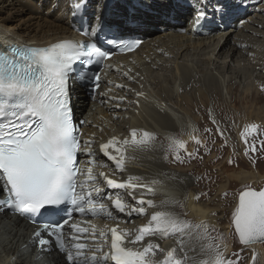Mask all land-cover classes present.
<instances>
[{"label":"snow or ice","instance_id":"1","mask_svg":"<svg viewBox=\"0 0 264 264\" xmlns=\"http://www.w3.org/2000/svg\"><path fill=\"white\" fill-rule=\"evenodd\" d=\"M87 4L88 0H72L74 21L76 17L83 18ZM182 6L191 8L190 22L196 31L205 26L226 28L236 13L248 5L246 0H195V5L177 0V8ZM108 9V0H98L95 15L86 21L87 27L81 32L87 37L86 41L63 40L47 47L8 45L0 48V214L16 215L36 224L33 241L40 250H57L68 264H188V260L194 258L184 252L185 236L198 240L223 239L222 234L211 236L215 229L207 221L193 224L175 213L158 210L153 211L149 221L139 226L135 233L106 225V230H99L97 234L93 225L89 234V228L70 223L75 213L115 220L119 217L111 208L132 217L145 215L146 207H158L148 198L155 194L158 180L133 175L117 180L103 171L95 173L93 165H106L97 164L94 141L81 143L73 122V85H79L93 98L104 96L96 92L101 76L94 67L102 66L112 54L105 46L120 52L132 51L142 43L140 36L135 34L137 30L162 23L137 18L135 12L121 20H113L109 18ZM136 95L139 97L143 93ZM100 102L108 101L102 99ZM212 122L216 123L214 119ZM257 127L249 124L241 133L246 145L245 155L257 151L254 144H248V136L256 132ZM216 131L223 136L219 126ZM189 136L197 146L201 145L198 136L191 133ZM154 141L155 134L132 129L130 139L120 140L113 136L99 145V151L114 164L112 175L115 176L126 171L129 148H147ZM260 144L264 148V141ZM78 152L89 157L86 170L78 166ZM185 156L195 158L196 153L187 151L185 141L169 137L165 160L185 163ZM106 188L131 190L133 196L139 191L140 197L134 196L135 204H129L119 192H106ZM235 196L231 225L239 243L244 246L264 243V187L257 190L251 185H242ZM194 198L199 199L198 196ZM105 200L111 201V208ZM170 203L177 202L165 200L160 207ZM65 226L80 234L71 236L74 243H66ZM148 237H175L176 246L165 251L152 240L139 244ZM89 238L94 242L101 239L110 243L109 251H103L100 246L89 247ZM129 244L136 247H129ZM157 250L164 253L160 261L154 260ZM89 252L92 254L88 255ZM179 252H183V256ZM201 253L205 258L199 264H238L239 261L235 253L236 259L226 258L218 244H201ZM255 259L253 253L252 264Z\"/></svg>","mask_w":264,"mask_h":264},{"label":"bare ground","instance_id":"2","mask_svg":"<svg viewBox=\"0 0 264 264\" xmlns=\"http://www.w3.org/2000/svg\"><path fill=\"white\" fill-rule=\"evenodd\" d=\"M69 1L70 2L67 4L69 9L65 12V10L53 11L50 7H47L46 11H43L42 9H44L46 3L44 0H0V3H5L1 6L7 8L13 7L12 5L14 3L22 4L23 8L20 10L25 13L26 17L23 19H17L18 22L14 24H12V21H14L12 14H7L5 17L1 18L0 21H2L4 25L2 28L0 27V46H7L10 39L16 43L22 40V43L30 41L35 45H44L56 40L75 37L77 31L73 26L72 15L70 13L72 0ZM90 1L97 8L98 0ZM247 1L248 0H246V2ZM190 2L191 0H181V3L185 5ZM259 2H261L259 5L252 4L253 8L248 5L250 8L247 6L240 9L229 22L232 27L227 26L226 28L228 29L224 26L215 28L205 26L200 28V30L193 31L191 22L182 24L184 18L191 14V8L184 6L177 8L176 0H164L163 2H161V0H108L110 8H116L122 13L129 14L130 12H135L136 16H139L144 20L153 22L162 21V23H158L156 26L163 27L166 33L154 36V33L158 31L156 30L157 28H153L154 26L138 30L148 37V41L141 45L140 49L134 54L126 55L124 57L118 56L115 59V67L124 64V62L127 63L123 66L122 70L114 69L108 75H103L101 77V84L96 92H102L104 93V96L101 97L97 95L90 100L88 97H85L84 94H76L80 89L79 87H73L72 93L75 95L76 111L79 112L80 116L84 119V124L86 125L85 130L88 134L87 137L94 141L93 151L95 152L97 164L103 163L106 165L105 167L93 165L92 167L94 171L97 174L99 173L98 171H103L107 173L110 178L117 180H125L129 175H133L142 177L146 180L155 179L160 182L155 186V194L148 197L158 206L157 208L146 207V210L150 211L151 214L153 211L167 210L175 213L183 220L191 221L193 224L207 221L212 228H220L219 220H222V216H217L216 213L222 210L223 205L226 204L227 200L223 195L231 185L241 186L252 184L254 186H259L264 182V172L260 173V171L254 168H237L228 172V170L223 171L225 165L222 163H216L212 167H208V162L212 163L218 159L224 147V142H218L215 143L214 146L209 145L206 147L207 141H204V136L200 134V126L197 124L198 120L194 118L195 116H193V118L190 116L192 114L191 111L193 110L194 112V109H198L200 113L205 114L204 112L207 109L208 104L213 105L215 111L224 109L226 113L228 112L227 107L229 109L232 107L237 113L243 111L242 115H238L233 111L230 112L235 119L234 125L230 124L228 119H223V121H221L223 123L222 125V123L218 121L214 111L211 109L207 110V115L209 117L212 115L216 121L219 122L218 125L216 123L214 124L224 131L223 140L235 141L238 148L242 151L244 145L241 141L244 140L241 138V133L247 125L255 124L258 126L257 131L252 134L258 135L250 138L248 137V141H264V75L258 72L256 76L259 80L254 84L253 81H250L251 76H253V73L258 69H263L264 72V68L260 67V61H264V52L260 54L259 52L262 50L258 49L259 52L257 51V53L254 54L255 58L253 60L249 59V62L247 63L248 66H246L245 61L247 59H244L246 58V55H250L254 50H257V47H254V44L257 42L255 35L261 37V35L264 34V0H259ZM63 9H65V7H63L62 10ZM244 13L247 15L244 16ZM239 16H242V19L234 21L235 18ZM253 17H257L260 20L258 22L254 21L252 20ZM171 19H175L177 22L173 23L171 22ZM191 19L192 16L190 21ZM248 20L260 25L262 29L256 30L249 28L247 23ZM233 28H235V30H233ZM244 30L252 32L251 35L245 33ZM236 31L238 32L236 33ZM224 34H227V37L224 40H221ZM232 35H235L234 37H237V40L233 41V44L226 48L227 51H221L230 43L228 37H232ZM210 39L215 41L211 44L206 43ZM199 47H205V52L197 62L200 61L203 65L210 62L215 64V66L220 68L216 70L219 73L221 72L222 76L215 73L214 75L206 73L207 66L199 69L195 67L197 70L194 71L193 66H190L185 62L187 59H184L183 57L188 54L187 49H190L191 52ZM248 47L251 48V50H249ZM216 49H218L217 52H215ZM222 54H224V58L226 59L229 57V60L224 61V64L218 65L215 61H218V57H221ZM139 55L142 56L139 57ZM168 55H172L171 60V57ZM206 55L208 56L206 57ZM142 58L144 61L140 62ZM134 59L136 60L135 62ZM242 60L245 62L242 63ZM168 62L169 65L166 71H168V68L171 65L172 68L171 74H168L166 78L165 71H163L165 75L161 73L162 78L158 76L159 74L156 76V70L153 72L155 73V76L151 75L152 73L147 74L157 65H161L159 69H163L162 66H167ZM232 62L237 63L234 68L230 66ZM143 65H145L146 68H143ZM230 70L231 75L228 76L229 81L232 79V74L234 73L236 75L235 78H239L240 83L246 79H249L250 82L246 80L247 82L244 83L245 85L240 84L242 86L240 93L242 94H239V96H235L234 98L233 90L236 88L235 85L232 86L231 83L232 88L229 86L230 104H226L222 98L221 85L218 79L225 76ZM125 73H128V76H125ZM128 77H131V79ZM167 78H169L167 82L169 85L161 87L162 81ZM177 78L180 82L179 91H183L181 94L179 91L177 92V89L173 86L175 79ZM137 80L144 85L141 86ZM147 80H150L152 84L154 83L156 86L160 87L154 92L145 91L142 95L144 98L141 96L138 97L136 94L142 93V91L139 92V90H142L143 87L146 88L145 81ZM109 81L112 83H109ZM116 85H123L124 87L118 88ZM252 85L255 88V92H253V90L249 92ZM133 89L136 91V94ZM189 89L192 90L198 100V105L195 108L193 106L194 109L191 107L193 99ZM174 96L179 99H177L179 101V103H177L178 106L181 107V104H183L184 107H181L182 110L180 107L177 105L175 106L170 102V99L172 97L174 98ZM120 97H124V99L119 100ZM154 98L157 99L158 102H154ZM163 98L169 99V101L167 99V101H165L168 105L167 109L163 107ZM102 99L108 102L101 103L100 101ZM171 101H173V99H171ZM236 101L240 103L245 101L247 103L246 105L244 104L245 106L241 109H238L235 107ZM261 102H263L262 105H257ZM117 104L119 105L118 107ZM131 106L135 107L136 110H132ZM127 112L132 114L129 119L124 118L125 115L128 117ZM181 115L183 116V125L181 130H179V127L174 123V117ZM189 117L193 120V124L189 123ZM177 119H179V117ZM126 120V129L125 132H123L121 124ZM211 125L213 124H210V127H212ZM132 129L148 131L155 134V142L162 141V139L169 141V137H178L187 143L189 152L191 149H193V151L196 150L195 143L193 147H191L193 141L190 139L189 133L196 135L202 142L200 145L202 148L199 149L201 150L200 153L204 154L205 150L204 156L207 158L208 162L203 160L202 169L197 171L194 169L197 165L195 164L192 166L193 164H190L191 161L174 163L176 166H173L171 159L165 160V158H162L160 155L165 146L168 149L169 143L160 145L152 143L150 147L143 149L133 150L129 148L126 152V156L128 157L126 171L114 176L112 175V169H114L115 166L99 151V145L101 143H106L113 136L120 140H123L124 138L130 139ZM168 130H171V133H167ZM179 131L181 134L178 136ZM85 139L86 137L84 135V140ZM235 153L236 152H234V155ZM82 156L85 157L87 155L82 154ZM200 161H202V159ZM230 161L235 160L230 159ZM85 163H88V160ZM166 165H168V167H166ZM166 168L173 173L166 171ZM214 170L220 171V173L223 174V181L217 183L215 187H210L205 178L208 177L209 171ZM195 179L198 181L201 188H194L193 183ZM105 190L106 192H119L122 199L128 201L129 204H135L134 196L136 198L140 197L139 191H136L133 196V194H130L131 190H112L107 188ZM177 191H179L180 194H177ZM196 196H198L199 199H195L194 197ZM165 200H174L177 203H170L166 206L160 207L161 202ZM235 202L236 198L234 199V203L230 210H232ZM105 203L111 208L110 200H105ZM111 210L119 217L118 219L113 220L104 216H99L98 218L91 220L79 217L76 223L81 227H87L90 229L89 223L91 222V227L93 225L100 226L103 227L102 230H106V225L108 228L118 226L121 230H128L129 232L135 233V230L139 226L146 224L150 219L149 217L147 220L136 223L138 226L129 230V222L136 220V217L139 215L128 217L124 214L116 213L114 208H111ZM35 229L34 225L28 223L19 216L8 215L7 213L0 214V264H68L64 259V255L53 250L50 251L48 255L44 256L40 248H36L35 242L33 241V232ZM71 230L72 229L66 230L65 233L70 235L69 231ZM212 233L211 236L213 237ZM148 240H152L159 244V248L165 251L176 246L175 237L167 239L148 237L145 241L139 242V244H146ZM184 240V252H187L189 257L194 258V260H188V264H199V261L205 258V255L201 253V244H214L215 239L198 240L194 237L189 239L185 236ZM70 242L71 241H69V243ZM81 242L84 241L82 240ZM128 246L136 247V245L131 244ZM246 248L249 250L250 254L255 253L256 258H259L260 261L262 258L264 259V248L261 244L255 243L246 246ZM231 249L232 248L228 246L222 251V247L219 245V251L223 252L226 258H229ZM183 254V252H179V255L183 256ZM158 255L164 256V253L158 250L155 257ZM155 257V261L163 259V257H161L156 260Z\"/></svg>","mask_w":264,"mask_h":264},{"label":"rangeland","instance_id":"3","mask_svg":"<svg viewBox=\"0 0 264 264\" xmlns=\"http://www.w3.org/2000/svg\"><path fill=\"white\" fill-rule=\"evenodd\" d=\"M46 3H45V5H44V9H42L43 11H46V9H47V7H50L53 11H64L65 10V12L69 9L68 8V2H70L69 0H44ZM93 1H96V0H93ZM147 1V0H146ZM164 0H161V2H163ZM37 2V1H36ZM176 2H177V0H176ZM247 5H249V6H251L252 8H253V5H259L261 2H259V0H248L247 2ZM5 3L4 2H1L0 3V20H1V18L2 17H5L7 14H12V16H13V18H14V21H12V24H14V23H16V22H18L17 21V19H19V18H26L25 17V13H23V12H21V8H23L22 7V4H19V3H17V4H13L12 6L13 7H11V8H7V7H2L3 5H4ZM188 4H192V5H195V0H191V2L190 3H188ZM253 4V5H252ZM2 5V6H1ZM248 6V7H249ZM63 7H65V9H63L62 10V8ZM2 8V9H1ZM250 8V7H249ZM14 9V10H13ZM252 11H253V9H252ZM51 13H54V12H51ZM247 13V12H246ZM246 13H244V16H246L247 14ZM261 15H263V14H261ZM27 16V15H26ZM191 17V15L189 14L187 17H185V19H184V23H182V24H186V23H188L189 22V18ZM65 18V17H64ZM238 19H242V16H239V17H236L235 18V20L234 21H237ZM263 19H264V17H263ZM252 20H254V21H259L260 19L259 18H257V17H253V19ZM233 21V22H234ZM247 23H248V26H249V28H253V29H256V30H261L262 28L260 27V25H257L256 23H253V21L251 22V21H247ZM4 25V23L2 22V21H0V27L2 28V26ZM231 25V23H229L228 24V26H230ZM159 27V29H158V31L156 32V33H154V36H159V35H161V34H165L166 32L164 31L165 29L163 28V27H161V26H158ZM230 27H232V26H230ZM226 29H228V28H226ZM233 30H235V28H233ZM249 30H252V29H249ZM249 30H244V32L245 33H248V34H250L251 35V33L252 32H250ZM238 31H236V33H237ZM235 35H232V37H228V39H230V43L226 46V47H224V49L223 50H221V51H227L226 50V48L228 47V46H230L231 44H233V41H236L237 40V37L235 38L234 37ZM264 34L263 35H261V37L260 36H257V35H255V38H257V42H256V44H254V47L257 49V50H254L250 55H246V58H244V59H247V60H245L246 61V66H248V62H249V59H254L255 58V56H254V54L255 53H257V51H258V49L259 50H262L261 52H259L260 54L262 53V52H264ZM227 37V34H224V36H223V38L221 39V40H224L225 38ZM215 38V37H214ZM260 39V40H259ZM213 39H210L208 42H206V43H209V44H211V43H213L214 41H212ZM208 45V44H207ZM261 48V49H260ZM201 49V50H200ZM248 49L249 50H251V48H249L248 47ZM188 50V51H187ZM186 51H187V55L185 56V57H183L184 59H187L185 62H187V64H189L190 66H193V70L195 71V70H197V68L199 69V68H202V67H206V73H209V74H213L214 75V73L215 74H219L220 76H222L221 75V72L219 73L216 69H220L219 67H217V66H215V64H212L211 62L210 63H206L205 65H203V64H201L200 63V61L199 62H197V60H200V58H201V55L203 56L204 55V52H205V47H199V48H197V49H194L193 51H191L190 52V49H187ZM209 50V49H208ZM217 50L218 49H216V51L215 52H217ZM190 54H191V56H190ZM215 54V53H214ZM225 54V53H224ZM224 54H222L221 55V57H218V61H215V62H217L218 63V65H221V64H224V61H228L229 60V57L226 59V58H224ZM196 57H195V56ZM140 56H142V55H139V57ZM169 57H171L170 58V60L172 59V55H168ZM208 55H206V57H207ZM136 59V58H135ZM134 59V62L137 60H135ZM141 61H144V59L142 58V60H140V62ZM245 61H241L242 63H244ZM132 62V61H131ZM139 62V61H138ZM214 62V63H215ZM221 62V63H220ZM260 67L261 68H264V61H260ZM233 64V65H232ZM168 65H169V62L167 63V66H162L163 67V69L161 68V69H159L160 68V66H154L153 67V71L151 70L149 73H147V74H151V75H153V76H155L154 74L155 73H153V72H155L154 70H156L157 71V74H156V76L158 75V76H160V78H162V76H161V73H163V71H165L164 73L166 74V76H165V78L168 76V74H171V68H172V65L171 66H169V68H168V71H166V69H167V67H168ZM235 65H237V63L235 62V63H231V67L232 68H234V66ZM215 66V67H214ZM143 68H146V66L145 65H143L142 66ZM156 67H158V68H156ZM165 67V68H164ZM195 67H197V68H195ZM214 67V68H213ZM217 67V68H216ZM160 71V72H159ZM220 71V70H219ZM197 72V71H196ZM204 72V71H203ZM204 72V73H205ZM230 72V73H229ZM228 73H226L225 74V76H223V77H220L218 80H219V83H220V85H221V94H222V98H223V100H224V102L226 103V104H230L229 103V95H230V93H229V89H230V87L232 88V86H234L235 85V90H233V98L235 97V96H239V94L241 95L242 93H240V90L242 89V86L241 85H245L244 83H246L247 81L246 80H248V82H252L253 81V84L257 81V80H259V78L256 76V74L259 72L260 74L262 73L263 75H264V72H263V69L262 70H260V69H258L256 72H254L253 73V76H251V78H250V81H249V79H246L245 81H241V83L239 82V78H235L236 77V75L233 73L232 74V79H230V81L228 80V76H230L231 75V70L229 71ZM163 73V74H164ZM164 74V75H165ZM170 77H171V75H170ZM200 77V76H199ZM233 77H234V79H233ZM168 80H169V78H167V79H165V80H163L162 81V84H161V87H165V86H167V85H169L167 82H168ZM224 80V81H223ZM236 80H237V82H236ZM137 81H139V80H137ZM138 83H140V81L138 82ZM179 79L177 78V79H175V82H174V87H175V89H177L176 91L178 92L179 91ZM223 83V84H222ZM231 83H232V86H231ZM239 84V85H238ZM241 84V85H240ZM140 85L142 86V85H144L143 83L141 84L140 83ZM145 85H146V88H142V90H139V92H141L142 91V93H144L145 91H150V92H154V91H156L157 90V88H159L160 86H156L154 83L152 84L151 83V81L150 80H147V81H145ZM230 86V87H229ZM154 88H155V90H154ZM252 88V89H251ZM250 89H249V92H251L252 90H253V92H255V88H254V86L252 85V87H251ZM239 89V90H238ZM152 90V91H151ZM133 91H135L134 89H133ZM189 92H190V94H192L191 96H192V102H191V107H192V109H194L197 105H198V100H197V97L193 94V92H192V90L191 89H189ZM179 93L181 94V93H183V91H179ZM236 93H238V94H236ZM135 94H136V91H135ZM141 97H143V96H141ZM196 98V99H194V98ZM144 98V97H143ZM169 101V99L168 98H163V100L164 101H162L163 102V107H165V109H167L168 108V105H167V103L165 102V101H167V100ZM171 99H173V101H171ZM170 99V102L171 103H173L175 106L177 105L178 106V104L177 103H179V99L178 98H176V96H174V98L172 97ZM178 99V100H177ZM154 100V102H158L157 101V99H153ZM178 101V102H177ZM232 103H234V102H232ZM246 103L247 102H245V101H243V103H240V102H235V107H237L238 109H241L243 106H245L246 105ZM245 104V105H244ZM249 104V103H248ZM263 104V102H261V103H259V104H257V105H262ZM240 105V106H239ZM167 106V107H166ZM193 106H194V108H193ZM178 107H180V106H178ZM181 107H184L183 106V104H181ZM181 107H180V109H181ZM131 108H132V110H136V108L135 107H132L131 106ZM232 108V107H231ZM229 109L228 107H227V110H228V112H229V114H228V112L226 113V111L224 110V109H221V110H217V111H215V108H214V106L213 105H210V104H208V106H207V109L205 110V114H203V113H200L199 111H198V109H194V112H193V110L191 111V117L193 118V116H195L194 118L195 119H197L198 121H197V124L200 126V134L202 135V136H204V141H207V144H206V147L207 146H209V145H211V146H214L215 145V143H218V142H224V147H223V149H222V151H221V153H220V155H219V157H218V159L217 160H215L214 162H212V163H209L208 161H207V158H205V150H204V154L202 153H200V151L201 150H199V149H201L202 148V146H197L196 145V150L195 151H193V149H191V151L190 152H195L196 153V156H195V158H191V159H189V158H187L186 156L184 157L185 158V162H187V161H191L190 162V164H193L192 166H194L195 164L197 165L196 166V168H194L195 169V171H197V170H199V169H202V163H203V160H206L207 162H208V167H212L214 164H216V163H222V164H224L225 166H224V169H223V171H227L228 170V172H230L231 170H233V169H237V168H244V169H249V168H254V169H257L258 171H260V173H263L264 172V148H262L261 147V144H260V141H248V144L249 145H252V144H254L255 145V147H256V149H257V151L256 152H254V153H249V155H245V147H246V145H245V142L244 141H241L242 143H243V145H244V149L241 151V149H239L238 148V146H237V144L235 143V141H224L223 140V136H221L219 133H217V131H216V129H217V125L219 124V122L220 123H222L221 121H223V119H225V120H227L228 119V121H229V123L230 124H232V125H234V121H235V119L233 118V114L232 113H230L231 111H233L234 113L236 112L235 111V109L234 108H232V109ZM213 110L214 111V114L216 115V117H217V119H218V121L219 122H217L216 121V119L211 115L210 117L207 115V110ZM182 110V109H181ZM213 111H212V113H213ZM217 113H219V114H217ZM236 114H240V115H242L243 114V111H241L240 113H237L236 112ZM127 115H128V117H126V115H125V117L124 118H130V116L132 115V114H130V113H128L127 112ZM220 115V116H219ZM224 115V116H223ZM235 116V115H234ZM179 117V119H177ZM197 117V118H196ZM199 118V119H198ZM202 118H203V120H202ZM220 118V119H219ZM233 118V119H232ZM208 119V120H207ZM213 119L216 121V124L217 125H215L213 122H211V121H213ZM183 116L181 115V116H176V117H174V123L176 124V126L177 127H179V130H181V128H182V125H183ZM201 121V122H200ZM125 123H127V120L126 121H124V123L122 122V131L123 132H125V129H126V124ZM189 123L190 124H193V120L189 117ZM210 124H213V125H211L212 127H210ZM209 125V126H208ZM222 125H223V123H222ZM125 126V127H124ZM204 129H209L210 131L209 132H205L204 131ZM222 130V129H221ZM121 131V132H122ZM171 131V130H170ZM169 130L167 131V133H171ZM223 131V130H222ZM224 132V131H223ZM181 133H180V131H179V133H178V136L180 135ZM255 135H258V134H255ZM254 134H250L248 137L250 138V137H254L255 136ZM211 136V137H210ZM176 139H179L178 137H175ZM217 139V140H216ZM181 140V139H180ZM153 143H156V144H167V143H169V141L168 140H166V139H162V141H154ZM193 145H194V142H192V144H191V147H193ZM186 148H187V151H188V145H187V143H186ZM166 151H167V148H166V146H165V148H164V150H163V152H161L160 153V155L162 156V158H164L165 157V153H166ZM234 152H236L235 153V155H234ZM182 155H183V150H182ZM202 159V161H200ZM230 159H234L235 161H231V163H229V161H230ZM224 160V161H223ZM172 165L173 166H176V164H174V163H172ZM166 167H168V165H166ZM177 168V167H176ZM166 171H168L169 173H173V172H171L168 168H166L165 169ZM162 174V173H161ZM222 173H220V171H217V170H214V171H209L208 172V177H206L205 178V180L207 179V184L210 186V187H215L216 186V184L217 183H219V182H222L223 181V178H222ZM204 180V181H205ZM264 184V182H262V184L261 185H259V186H254V185H252V184H246V185H251L253 188H256L257 190L259 189V188H261L262 187V185ZM193 186H194V188H201V186L199 185V183H198V181L195 179V181H194V183H193ZM242 186V185H241ZM241 186H239V185H231V187L227 190V192L226 193H228V195L227 196H225V195H223V196H225L226 197V204H224L223 205V211L222 210H220L219 212H217L216 213V215L217 216H222V220H219V222H220V228L218 227V228H216L215 229V232H213L212 233V235H213V237H217L219 234H222V236H223V239H215L214 240V244H218V245H221V247H222V251H224L228 246L229 247H231L232 249H231V251H230V256H229V258L230 259H236V256H234L233 254L235 253V254H237L238 255V257H239V261H238V264H252V256H253V254H250V252H249V250L246 248V246H244V245H241L240 243H239V240H238V237L235 235V233H234V228H233V226L231 225V212L230 211H232V210H230V208H231V206L233 205V203H234V199L236 198L237 199V197L235 196V193L237 192V190L238 189H240L241 188ZM177 187V186H176ZM178 188V187H177ZM177 194H180V192L179 191H177L176 192ZM176 194V195H177ZM178 197V196H177ZM233 200V201H232ZM229 209V210H228ZM229 212V213H228ZM148 214V215H147ZM151 213H150V211H148V210H146V214L145 215H143V216H141L140 217V215L138 216V217H136V220H134V221H132V222H129L130 223V227H129V230H131V229H134L135 227H137L138 225H136V223H138V222H142V221H144V220H147L149 217H151V215H150ZM259 244H261L262 245V247L264 248V243H259ZM224 248V249H223ZM158 251V250H157ZM161 257H163V256H160V255H158V256H156L155 258H156V260L157 259H159V258H161ZM263 260V261H262ZM250 261V262H249ZM259 261V262H258ZM249 262V263H248ZM255 264H264V259L262 258L261 259V261H260V259L259 258H256L255 259Z\"/></svg>","mask_w":264,"mask_h":264},{"label":"water","instance_id":"4","mask_svg":"<svg viewBox=\"0 0 264 264\" xmlns=\"http://www.w3.org/2000/svg\"><path fill=\"white\" fill-rule=\"evenodd\" d=\"M262 187H264V184L262 185ZM234 228V227H233Z\"/></svg>","mask_w":264,"mask_h":264}]
</instances>
